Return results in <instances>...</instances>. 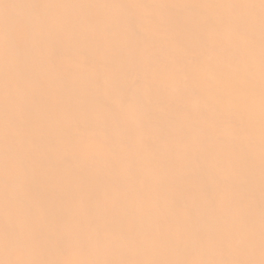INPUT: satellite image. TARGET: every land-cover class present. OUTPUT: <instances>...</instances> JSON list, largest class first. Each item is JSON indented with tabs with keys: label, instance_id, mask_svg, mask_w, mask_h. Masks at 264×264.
Instances as JSON below:
<instances>
[{
	"label": "bare ground",
	"instance_id": "1",
	"mask_svg": "<svg viewBox=\"0 0 264 264\" xmlns=\"http://www.w3.org/2000/svg\"><path fill=\"white\" fill-rule=\"evenodd\" d=\"M0 264H264V0H0Z\"/></svg>",
	"mask_w": 264,
	"mask_h": 264
}]
</instances>
